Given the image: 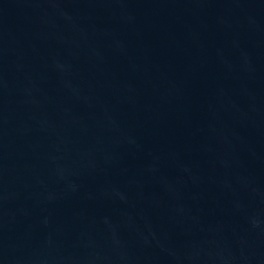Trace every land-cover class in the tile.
Instances as JSON below:
<instances>
[{
  "label": "water",
  "instance_id": "95a60500",
  "mask_svg": "<svg viewBox=\"0 0 264 264\" xmlns=\"http://www.w3.org/2000/svg\"><path fill=\"white\" fill-rule=\"evenodd\" d=\"M0 264H264V0H0Z\"/></svg>",
  "mask_w": 264,
  "mask_h": 264
}]
</instances>
